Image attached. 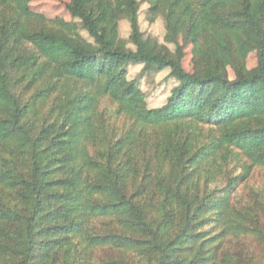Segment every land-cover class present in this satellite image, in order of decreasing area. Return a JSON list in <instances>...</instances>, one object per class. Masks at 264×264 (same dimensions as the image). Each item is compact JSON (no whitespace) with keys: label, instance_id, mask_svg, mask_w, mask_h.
<instances>
[{"label":"trees","instance_id":"16d2710c","mask_svg":"<svg viewBox=\"0 0 264 264\" xmlns=\"http://www.w3.org/2000/svg\"><path fill=\"white\" fill-rule=\"evenodd\" d=\"M32 1L0 0V264H264V198L237 194L264 169V0H148L165 45L138 0ZM127 65L170 70L162 107Z\"/></svg>","mask_w":264,"mask_h":264},{"label":"rangeland","instance_id":"374dc122","mask_svg":"<svg viewBox=\"0 0 264 264\" xmlns=\"http://www.w3.org/2000/svg\"><path fill=\"white\" fill-rule=\"evenodd\" d=\"M138 1L141 4L139 13L140 29L143 32L144 37L156 39L160 45H165L166 32L163 18L159 17L155 23L150 24L146 20V13L149 8L148 0ZM68 3L69 0H33L30 6L35 14L42 15L47 20L61 18L67 22H71L73 19L66 9ZM130 33L131 30L129 23L126 20H122L120 22V36L128 43L127 47L134 50L135 47L129 42ZM82 35L89 40V37L85 32H82ZM170 47L173 49L172 46ZM192 58V48L189 46L186 49V57L183 61V67L188 72L193 71ZM246 63L248 69H253L257 64L256 53H251L247 57ZM126 69L128 72V79L138 81L141 90L146 96L147 106L150 109L162 107L166 103L167 98L170 96L172 89L177 85V82L174 79L169 78V69L152 75H141V65H127ZM228 73L230 78L233 79V71L229 69ZM51 104H53V102ZM99 114L104 116V120L110 124L109 132H111L113 128H116L117 132L121 134L123 130H126L130 125V121L117 114V106L107 98L100 101ZM240 172V170H235V167H233L230 174L232 177H237ZM221 184L223 185V183ZM237 190L238 198L241 200H246L250 190H253L255 193H259L260 196L264 198V169H257L245 184L239 183ZM100 254L101 252H97L95 255L96 263L99 261L98 257Z\"/></svg>","mask_w":264,"mask_h":264}]
</instances>
